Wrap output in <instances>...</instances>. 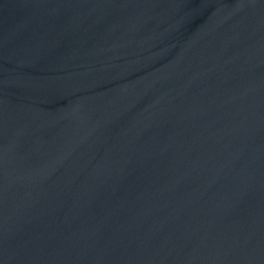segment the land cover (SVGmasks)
<instances>
[{"label":"water","instance_id":"water-1","mask_svg":"<svg viewBox=\"0 0 264 264\" xmlns=\"http://www.w3.org/2000/svg\"><path fill=\"white\" fill-rule=\"evenodd\" d=\"M0 264H264V0H0Z\"/></svg>","mask_w":264,"mask_h":264}]
</instances>
